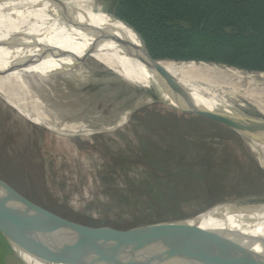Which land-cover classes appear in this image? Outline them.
Wrapping results in <instances>:
<instances>
[{"label":"rangeland","instance_id":"1","mask_svg":"<svg viewBox=\"0 0 264 264\" xmlns=\"http://www.w3.org/2000/svg\"><path fill=\"white\" fill-rule=\"evenodd\" d=\"M27 1L95 35L106 21L96 35L102 40L107 12L114 14V0ZM82 61L44 80L39 92L66 119L98 123L91 128L55 125L35 113L33 123L0 96V179L16 194L63 218L119 230L223 204L250 213L264 204V168L239 132L157 101L175 104L172 97L149 98L151 90L128 87L92 58ZM224 90L260 115L245 92ZM8 244L0 264H29Z\"/></svg>","mask_w":264,"mask_h":264},{"label":"bare ground","instance_id":"2","mask_svg":"<svg viewBox=\"0 0 264 264\" xmlns=\"http://www.w3.org/2000/svg\"><path fill=\"white\" fill-rule=\"evenodd\" d=\"M84 14H87L85 9ZM110 18L107 15L105 20L109 21ZM82 56L104 65L114 79L128 87L151 90L147 94L149 98H155L157 92L160 98L172 97L161 91V80L144 59L139 61L123 53L98 38L91 29L27 0H0V96L17 107L28 120L37 124L33 115L35 113L55 125L69 128L88 129L98 124H90L83 119H66L55 109L56 105L51 103V96L39 92V86L43 85L44 80L67 71L66 68ZM157 64L173 81L176 93L182 100L211 111L251 117L250 112L254 111L244 110L249 107L239 103L235 96L224 90L240 89L249 98H253L259 108L257 113L264 117V90L260 87H264V71L201 60L158 58ZM261 125L264 126V123ZM237 132L264 168V145L255 136L245 134L246 131ZM0 203L21 207L26 201L0 179ZM204 214H208V220L218 225L246 229L253 234L258 245L264 247V204L252 213L246 212L243 207L223 204ZM11 241L18 254L29 264H178L172 259L144 253H120L104 259L84 258L29 247L20 239L13 238Z\"/></svg>","mask_w":264,"mask_h":264},{"label":"water","instance_id":"3","mask_svg":"<svg viewBox=\"0 0 264 264\" xmlns=\"http://www.w3.org/2000/svg\"><path fill=\"white\" fill-rule=\"evenodd\" d=\"M137 36L144 61L161 80V91L175 100H157L185 113L208 117L232 129L255 136L264 143V117H251L211 111L185 105L178 97L175 84L161 70L148 50L139 31L127 21L107 12ZM87 56V54H86ZM86 56L69 65L74 68ZM262 122V123H261ZM26 201V200H25ZM205 210L181 221H164L119 230L110 226H88L52 213L26 201L21 207L0 203V230L8 241L20 239L29 247L44 251L68 253L84 258L104 259L120 253H144L172 259L178 264H264V247L252 233L209 221ZM224 216V215H223Z\"/></svg>","mask_w":264,"mask_h":264},{"label":"trees","instance_id":"4","mask_svg":"<svg viewBox=\"0 0 264 264\" xmlns=\"http://www.w3.org/2000/svg\"><path fill=\"white\" fill-rule=\"evenodd\" d=\"M113 4L114 14L139 31L156 59L201 60L264 71V0H114ZM108 20L105 41L142 61L137 36L118 20Z\"/></svg>","mask_w":264,"mask_h":264},{"label":"crops","instance_id":"5","mask_svg":"<svg viewBox=\"0 0 264 264\" xmlns=\"http://www.w3.org/2000/svg\"><path fill=\"white\" fill-rule=\"evenodd\" d=\"M4 245H6V248L5 251L4 250ZM10 252V249H9V244H8V241L6 242V240L4 239V237L2 235H0V257H3V253L2 252Z\"/></svg>","mask_w":264,"mask_h":264}]
</instances>
